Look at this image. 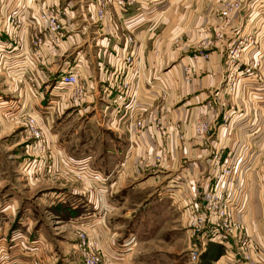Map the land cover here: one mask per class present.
Masks as SVG:
<instances>
[{"label": "rangeland", "instance_id": "1", "mask_svg": "<svg viewBox=\"0 0 264 264\" xmlns=\"http://www.w3.org/2000/svg\"><path fill=\"white\" fill-rule=\"evenodd\" d=\"M72 1L73 10L78 4L74 3L75 0ZM173 3L177 5L171 9L172 37L170 47L180 54L176 55L177 57L174 56L169 65H177L180 63L181 57L186 56L187 63L182 67L183 80L186 84H191L192 80L196 78L192 66L201 61L209 62L211 55L216 54L219 58V64L226 67L220 73L219 82L212 90L214 99L211 104L218 109L219 115L217 119L213 120L209 117L205 108L198 109L192 122L193 136L188 138L185 136L182 123L173 121L166 115L169 108L170 93L165 100L158 96L159 100L155 103L153 111L157 117H161L170 123L179 124L180 131L173 132L170 136L167 145L168 152L164 161L159 164L160 167L143 166V169H134V167L129 166L127 169L125 168L124 174L122 170L119 172V174H123V177H121L120 182H117L116 187L126 197V205L122 210H126L127 207L130 209L136 208L134 212H136V216H139L128 220V217L114 215L111 220L115 219V221L110 223L113 226L116 223L120 224V227L116 226V229H114V231H121L120 235L119 233L114 234L111 229V232L106 234L105 224L108 218H106V214L109 209L107 198L114 194L111 191L112 185L110 183H115L118 175L117 169L123 167L121 165L125 162V157L128 156V154L124 155V152L128 149L126 145L128 147L129 141H126L125 136L116 137L114 132L108 129L107 126H100L99 120L94 117L96 114L101 113L99 108L109 114L113 106L106 104L104 101L102 104L99 99L97 110L93 108L86 113L88 118H92L91 123H88L87 119L84 120L82 116L78 118L77 115L80 114L73 115L77 112L70 115L75 116L74 119L67 115L65 111L57 120L54 116L59 115L56 111H52L51 113L54 114L53 118L50 119L52 115L41 113V110L38 109L41 107L42 110H45L43 108L47 107V104L38 105L37 108V102L35 101L37 96L34 94L37 91V86H32L28 78L32 74L28 73L23 78H19L18 71L15 68L11 69V66L10 70L12 71L7 69V61L13 59V56L0 51V69H2L0 70V95L2 96L0 98V130L6 132L8 126H14V131L10 135H0V178L4 180L7 177V181H12L17 186L16 193L19 191L18 193L23 197L19 205L20 210L15 217L10 219L0 218V223L3 220L8 221L6 231L3 232L2 230L0 232V242H3L0 246V264H31L34 259L36 260L35 263L44 264L45 260L42 256L44 254L50 255L53 252L56 254V260H60L62 255L64 257L71 255L75 259H79V264H82L80 232H85L90 238H95L105 254L113 257L115 264H117V259H121L124 262L122 264H189L188 250L192 243V230L186 209L192 195L186 198L184 206L180 205L185 209V213H183V210L178 209L181 207H177V204L180 203L179 198L178 203L173 202L170 204V201L165 202V196L160 200H150L151 197L148 195L149 192L154 190L155 185L152 181L147 180L154 173V170L163 169L162 166L166 164L171 153V142L174 140L180 147L184 148L189 139L210 141L214 135V130L218 126L228 128L234 115L247 113L249 121H245L244 128L248 129V126L253 128L259 126L261 128L263 137L257 139L259 140L258 143L263 144L264 151V0H173ZM0 5H3V0H0ZM1 12L0 18H6L10 11L7 12L6 9H3L0 10ZM3 19L1 18V20ZM195 30H197V37L193 36ZM0 33L3 34V31L0 30ZM0 37L1 42H9L3 39L2 35ZM2 49L7 50L9 48ZM2 49L0 47V50ZM51 58L53 57L46 58V60ZM186 68L189 69V72H186ZM59 69L60 67L46 81L48 87L42 97L50 102L49 106H52V101L59 98L52 91ZM32 73L45 77V73L43 75L38 72ZM13 78L15 84L16 80H22L28 84L27 91L24 92V101L18 108L4 102L10 94L8 84L11 83L10 81ZM167 91L169 92V89ZM27 96L28 98H25ZM245 96L251 99V104H247L248 101H240ZM84 99L80 101L77 108L85 104ZM61 100V102L67 103L66 97L61 98ZM60 109L64 110V108ZM29 116L42 120L49 148L48 153L62 156L68 162V165L70 164L69 166L76 169V172L72 169L69 174L52 180L50 176L45 174L44 170L35 171L32 164V159L35 156L30 145L33 138L26 131L24 124L25 118H29ZM199 117L210 126L204 136H196L194 133V122ZM56 121L61 123L59 126L61 129H58L60 135L53 136L55 132L53 129L57 126ZM57 144L60 146H57ZM114 144H118L121 150L118 156L115 152L109 153L103 150V145L113 147ZM156 153L157 150L154 155ZM4 161H6L7 167L2 163ZM230 161L239 163L240 169L228 181L227 185L223 184L221 187V192L227 195L224 197L229 199L231 198L228 195L233 184H236L242 178L243 172L247 170L240 157L230 159ZM22 162L23 168H21ZM24 162H26V165ZM100 164L102 167L99 166ZM116 164H119V166L116 167ZM84 169L88 172L98 173L101 175V179L105 178L101 183V179L98 182L89 181L91 193L85 186L87 181L83 178L84 183L82 179H79V175L85 173ZM63 170V168H58L59 172ZM257 170L264 180V153ZM80 172L84 173L78 174ZM26 177L30 178L31 181L33 180V182L28 184ZM214 184L213 176H211L209 180L204 182V185H200L201 187L197 185V194L203 190L205 185L211 187ZM160 185H156L157 193ZM173 187L176 189L175 186ZM67 190L75 194L62 195L63 193L60 192ZM9 191L10 189L7 191L5 186L0 194H7ZM120 191H117V194ZM100 192L103 196L100 195ZM110 192L111 195H109ZM1 195L0 198H2ZM56 196L64 200L57 202ZM51 200H54L55 203L49 205ZM118 200L120 201V198ZM71 202L77 204L75 207L78 212H69L67 215H65V211L60 212L64 206L73 207ZM54 206H58L57 211L59 214L51 213ZM180 211L184 216L181 215ZM139 220L140 223L137 222ZM132 223H135L132 231L136 229L135 232L138 234L130 231ZM27 226H30V230L28 229L30 232L27 231ZM57 226H60L58 230ZM35 228H39L40 234L38 231H34ZM93 233L96 235H93ZM105 235H107L106 238H109L108 240L115 238V242L113 241L115 247L110 251L105 250L100 244L102 238L103 240L106 239ZM67 243H73L68 252L65 249ZM211 261L208 262L207 260L205 264H212ZM118 264L120 263L118 262Z\"/></svg>", "mask_w": 264, "mask_h": 264}, {"label": "crops", "instance_id": "2", "mask_svg": "<svg viewBox=\"0 0 264 264\" xmlns=\"http://www.w3.org/2000/svg\"><path fill=\"white\" fill-rule=\"evenodd\" d=\"M97 1L98 0H75L74 3H77L78 5L73 10L72 0H3V5H0V10L6 9L7 12L18 7L24 8V13L30 21V30L28 34H26L27 38L36 32V16L43 8H46L54 3H59L61 6H66L68 9V39L63 43L59 53L55 57L47 60L45 59L46 61L39 62L37 65V72L42 73V75L45 73V77L41 76L37 81V91L34 93L37 96V98L35 97L37 108L38 105L42 106V104H47V107L43 108L45 110H42L41 107L38 108L41 110V113L52 115L50 116V119H52L54 113L51 112L56 111L59 116L55 115L54 117L59 120L60 118L58 117H61L65 111L69 116L73 112H77L73 115L80 114L77 115L78 118L82 116L84 120L87 119V122L91 123L92 118H88L86 113L93 108L97 110V107L99 106V99L102 104L104 101V98H102L103 92L101 84H99L97 76L104 67L114 64L115 60L112 57L108 58L109 52L114 49H118V47L121 48L124 46L123 35L130 33L133 37V43L130 48L137 54V56L139 55V57H141V64H138V62L136 64L141 71V100H145L146 93L148 92L147 85L150 82H153L152 84L156 86H163L169 89V108L166 115L171 120L180 121L182 123L185 136L188 138L193 136L192 122L198 109L205 108L209 117L213 120L218 118L219 111L211 104V101L214 99L212 96V90L219 82L220 73L226 69L225 66H221L219 64L218 56L216 54H212L209 62L201 61L192 66L196 73V78L192 80L191 84H186L183 80L182 67L185 63H187L186 56H182L180 63L177 65H169L173 57L180 54L172 50L170 47L172 37V18L170 19V17L172 15V7L177 5L174 4L175 1L173 3V0H144L138 5L140 10L132 8L127 12L122 13L121 18L119 16L120 12L117 11L118 15L113 24L106 20L102 23L96 21L95 9ZM1 14L2 12L0 15ZM1 18H4V21L1 20ZM1 18L0 26L3 34L0 33V35H2L3 39L9 41L7 32L9 28L8 26L6 27L5 17ZM82 25L89 26L86 33L78 31L79 27ZM196 35L197 30H195V34H193V36ZM28 46L27 42L25 48L27 49ZM3 51L13 56V59H9V61H7L8 70H10V67L14 66L15 63L19 64L23 61V57L18 56L19 51L16 48H9ZM64 63L69 65H80L83 74L90 78L89 82L91 85L89 94L84 99L85 104L80 108L69 107L59 99H56V102H52V106H49L50 102H47L42 97L48 87V85H46V81L49 80L50 75H52L57 68ZM13 79L10 81L11 83L8 82V92L10 94H8V99L4 102L18 108L24 101V92L27 91L26 88L28 84L24 83L22 80H16L15 84V79ZM1 97L2 96L0 95V98ZM25 98H28V96ZM240 101H248L247 104H251V99H249L248 96H245V98ZM104 106H106V104ZM49 108H51V110H49ZM60 108H64V110ZM112 109L113 107H111V111L108 114L105 110L103 111V109L99 108L101 113L96 114L94 117L99 120L98 123L100 126H107L108 129H111V131L114 132L116 137L125 136L126 141L128 142L130 125L127 119V108L122 109L117 114L114 113ZM260 109L262 111L261 107ZM246 114L234 115L228 128H221L218 126L214 130V135L210 141H204V139H189L184 148H182L176 141L173 140L171 142V153L168 156V161L166 160V164L162 166L163 169L154 170V173L147 180L150 182L152 181L155 185L154 190L149 192L148 195L151 197L150 200H160L165 196V202L170 201V204H172L173 202L178 203L180 201V203L177 204V207H181L180 205L184 206L186 198L198 192L197 185H204V182L210 177L208 157L211 149L221 148L223 155L228 154L230 159L240 157L247 168V170L243 172L242 178L236 184H233L232 190L229 192L228 196H230L232 203L236 206V216L243 223L245 232L253 240L259 242L262 248H264V180L257 170L261 157L264 153L263 144L258 143L259 140L257 138H262L263 135L259 126V128L249 126L248 129L244 128V124L249 121V116ZM70 117L73 119L75 118V116ZM56 123L57 126L53 129L55 131L53 136L60 135V131L58 129H61V127H59L61 123L58 121H56ZM8 127L9 128H7L8 130H6V132H4L5 130H0V135H10L14 131V126L11 125ZM138 139L140 143L138 142L139 144H134V148H132L128 156L125 157V162H122L123 164L119 163L120 165L122 164L121 166L123 167L121 169H117V180L114 184L113 182L110 183V185H112L111 191H113L114 194L111 195L110 192L109 195H111V197L107 198V207L109 209L106 214V218H108L105 224L107 232L104 230L106 234L111 231L114 234L119 233V235L122 233L121 231H114V229H116L115 227H118L120 224L116 223L114 224L115 226H113L110 223L111 221H115V219L111 220L112 217L114 218V215L117 214L119 217H128V220H131L137 215L135 214L136 212H134L136 208L130 209L127 207L126 210H122L126 205V197L123 196V193H121L116 186L117 182H120V179L122 180L121 177H123L122 175L129 166L134 167V169H143V163H141L140 160L148 158V156L156 150L158 135L153 127L148 126V119L145 120V127L140 133ZM57 146L60 145L57 144ZM109 148L112 149L109 150ZM126 148H128L127 145ZM103 150L109 153L115 152L117 156L118 153H121L118 144H114L113 147L103 145ZM126 151L127 150H125L124 155ZM2 163L6 166V161ZM24 163L26 165V162ZM119 164H116V167H118ZM99 166L102 167L101 164ZM26 167L28 168V166ZM21 168H23V162L21 164ZM121 170L123 174H119ZM5 178L6 179L4 180L0 178V192L3 191L5 186L7 187V191L8 189H10V191L7 194H0L2 197L0 198V218L10 219L11 217H15L20 210L19 205L23 197L18 193L19 191L16 193L18 190L17 186L13 184L12 181H7V177ZM26 179L28 184L33 182L30 178L26 177ZM159 184L161 185L160 188L158 187L159 192L157 193L156 185L159 186ZM173 186H175L176 189H174ZM117 191H120V193L117 194ZM60 192L63 193L62 195H69L70 193L71 195L75 194L70 190ZM118 198H120V201ZM61 200L64 199L60 197L57 198L56 201L60 202ZM158 200L156 201L158 202ZM54 203L55 201L51 200L49 205ZM71 204L73 207L69 206V208L73 210L72 212H78L75 207L77 204H74L73 202H71ZM57 207L54 206V209H51L52 211L50 209L49 210L51 213L54 212L59 214ZM178 209L183 210V213H185V209L182 207ZM181 215L184 216L182 212ZM7 222L8 221L3 220L0 223V232L2 230L3 232L6 231L5 229L8 225ZM137 222L140 223V220ZM20 223L23 224L22 221H20ZM24 224L26 225L25 222ZM134 225L135 223L130 225L132 227H130V231L134 230ZM29 227L30 226H27L28 232H30ZM59 227L60 226H57V230ZM38 229L39 228H35L34 231H38L40 234ZM101 230L103 231V229ZM135 233L138 234L137 232ZM93 235L96 234L93 233ZM106 236L107 235L104 237L106 238ZM108 239L109 238L103 240L102 238V240H100V242L102 241L100 244L105 248V250L110 251L115 247L113 243V241L115 242V238L113 240ZM1 243L3 242H0V246ZM67 244L68 245L65 246L66 252H68L69 247H72L73 243ZM220 247L223 249V253L217 260H212V258L207 259L204 256L207 252L213 251V253H216L217 249ZM206 249L207 252L205 251L201 258V264H205L207 260L208 262L212 260V264H230L224 256L226 252V248L224 246L211 243ZM42 258L45 260L44 264H79V259H75V257L71 255H67V257L62 255L60 260H56L57 258L54 252L50 255L44 254ZM35 262L36 260L34 259L31 264H34ZM118 262L120 264L124 263L121 259H117V264Z\"/></svg>", "mask_w": 264, "mask_h": 264}, {"label": "built area", "instance_id": "3", "mask_svg": "<svg viewBox=\"0 0 264 264\" xmlns=\"http://www.w3.org/2000/svg\"><path fill=\"white\" fill-rule=\"evenodd\" d=\"M143 1L99 0L95 9L96 21L102 23L106 20L113 24L118 15L117 11L120 12L121 18L122 13L132 8L140 10L138 5ZM67 18L68 9L66 6L57 3L51 4L37 14V30L27 38L26 34L30 30V21L24 13V8L18 7L9 12L8 17L5 18L6 27L9 28L7 30L9 42L4 43L0 40V47L1 49L5 47L16 48L19 51L18 56L23 57L21 64L11 67V69L15 68L18 71L19 78L31 73L32 76L28 78L32 86H37V81L41 76L34 75L32 72L38 71L39 62L49 57H55L59 53L61 46L68 39ZM87 30L88 25H82L79 32L84 33ZM123 39L124 46L109 52L108 58L112 57L115 60L114 64L104 67L99 72L97 79L101 84L102 98L106 104L113 106L112 111L114 113L117 114L122 109L127 108L130 130L128 149L125 154L131 152L134 144L140 143L138 138L145 127V120L148 119V126L153 127L157 132L159 138L156 141L157 153L154 155V152L148 158L140 160L144 167L154 168L166 158L170 136L173 132L180 131V125L157 117L153 111L155 103L159 100L158 96L162 100L169 96L165 87L156 86L150 82L147 85L148 92L145 100L140 99L141 71L136 64L137 62L141 64V57L137 56L130 48L133 43L132 35L130 33L124 34ZM27 42L29 46L26 49ZM59 67L52 91L60 100L64 97L67 98V103L64 104L72 108L77 107L89 93L90 78L83 74L80 65L64 63ZM186 72H189L188 68H186ZM40 74L42 75V73ZM162 108L164 107L162 106ZM24 124L26 131L33 138L30 145L35 156L32 159L35 171L44 170L45 174L54 180L69 174L72 169L76 170L69 166L70 164L68 165V162L59 154L48 153L49 148L41 119L29 116V118H25ZM209 129L210 126L200 117L195 120L194 133L196 136L206 135ZM143 160L144 162H142ZM208 164L210 177L213 176L215 184L211 187L205 185L201 192L192 195L186 209L192 230V243L188 250L189 264H199L201 255L211 243L220 244L226 248L224 256L230 264H264V248L245 232L243 223L236 217V206L231 199L224 197L227 196L225 193L221 192L223 184L227 185L228 181L240 169L239 163L231 162L228 154L223 155L222 149H211ZM58 168L64 170L59 172ZM83 171L85 173H78H84L78 177L87 181L85 186L91 193L89 181L98 182L101 175L90 170L91 173L85 169ZM102 180L104 181L105 178H102L100 183L103 182ZM100 195L103 196L102 193ZM79 239L82 264H115L113 257L105 254L95 238H90L85 232H80ZM35 264L42 263L37 262Z\"/></svg>", "mask_w": 264, "mask_h": 264}, {"label": "trees", "instance_id": "4", "mask_svg": "<svg viewBox=\"0 0 264 264\" xmlns=\"http://www.w3.org/2000/svg\"><path fill=\"white\" fill-rule=\"evenodd\" d=\"M63 211H65V213H66L65 215H67L69 212H72L73 210L71 208H69L68 206H64L63 209L60 210V212H63ZM72 213H74V212H72ZM222 253H223V249L220 247L217 249L216 253H213V251H211V252H207V254L205 253L204 256L207 259L212 258V260H217Z\"/></svg>", "mask_w": 264, "mask_h": 264}]
</instances>
